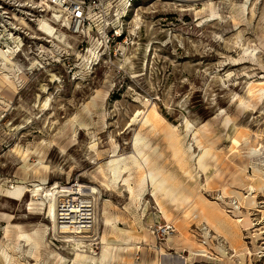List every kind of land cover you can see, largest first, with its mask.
Returning a JSON list of instances; mask_svg holds the SVG:
<instances>
[{
    "label": "rangeland",
    "instance_id": "obj_1",
    "mask_svg": "<svg viewBox=\"0 0 264 264\" xmlns=\"http://www.w3.org/2000/svg\"><path fill=\"white\" fill-rule=\"evenodd\" d=\"M123 1H117V16L114 9L107 12L112 25L76 33L52 10L32 8L31 0H0V47L14 34L17 64L12 70L0 64V77L9 73L17 87L11 93L0 85V264H62L55 252L75 257L53 234L40 253L25 238L17 240L18 229L7 235L15 225L44 235L49 221L41 199L29 192L11 199L4 191L21 181L31 188L44 177L47 186L98 187L97 209L116 218L114 225H100L101 234L112 245L135 247L122 251L125 261L108 264H264V0H134L130 7ZM46 24L66 34L72 48L46 35ZM115 31L121 37L106 43L105 33ZM153 107L165 119L156 133L140 123ZM138 134L150 143L144 149L150 168L181 183L187 177L182 170H191L197 192L240 219L242 255L203 219L199 201L181 203L155 191L158 201L132 162L125 176L134 194L123 181L112 187L106 164L115 151L131 155ZM173 136L186 147V165L174 154ZM204 148L214 154L206 157L205 170L198 165ZM39 161L47 166L41 173L27 168ZM232 191L243 195V203ZM182 221L188 241L179 236ZM166 225L174 232L167 233ZM191 240L204 242L208 255H198Z\"/></svg>",
    "mask_w": 264,
    "mask_h": 264
},
{
    "label": "bare ground",
    "instance_id": "obj_2",
    "mask_svg": "<svg viewBox=\"0 0 264 264\" xmlns=\"http://www.w3.org/2000/svg\"><path fill=\"white\" fill-rule=\"evenodd\" d=\"M52 11H53V17L55 18V20L61 21V15L57 12V10H52ZM62 24H64L65 27L67 26V28L71 27L70 22L67 19H65L64 23ZM43 32L49 37H51L53 40L65 45L68 48H72V46L69 43H67V36L63 32H55L54 29L50 25H47L44 28ZM8 33L11 34V31H9ZM10 37H14V34H11ZM9 50L12 53V48L9 47ZM0 64L6 70H12L11 67L12 66L15 67L17 65L14 62L13 56L11 54H8L2 47H0ZM19 70L21 71L20 68ZM0 85L7 86L11 93L17 92L16 84L14 80L11 78L9 73L2 74V76L0 77ZM45 103H48V102H45ZM91 103H94V100ZM140 115L141 114L139 111L137 115L134 117L133 122H136L137 118ZM164 121L165 119L159 113L157 108L153 107V108H150L145 113V115L140 120V123L143 127H149L152 133L153 132L156 133L160 129H164L163 127L161 128V125L164 123ZM82 125L83 124L80 123V126ZM166 132L168 133V131ZM173 140H174V145L172 146H174V150H175L174 154L180 156V158L182 159L181 162H183V164L185 163L187 164L188 161L186 158H187L188 152H186L185 150L186 147L184 148L181 138L173 136ZM149 147H150V143L147 142V139L141 136L140 134H138L135 136L134 151L131 155L123 156V155H120L117 151L114 152V155L111 156L112 159L106 164L112 187H115V185H118L117 184L118 182L123 181L124 184L128 186L129 188L128 190L132 194H134V189L130 182V176H127V177L125 176V173L130 171L129 165L132 162L133 165H135L141 171L140 183L141 184L142 183L151 184L154 189L152 190V192H154V195L158 201H160L161 199L160 200L158 199V196L155 193V191H158L161 193L165 192L166 194H168L171 200L178 201L181 203H184L191 199H196L195 201H199L201 205L199 212H200V215L202 214L201 216H203V219L206 220L207 223H210L212 228L218 234H220V236L224 237L227 240V242H229V246L232 247V249L236 252V254L242 255L243 251L241 249H240L241 251L238 250L239 247L243 246L242 231L239 225L240 219H236L233 216H230L229 214H226V213L224 214L220 212L219 209H217L215 206L211 205L206 199H204L203 196L199 194L196 190L195 185L197 184V177L196 175H194L195 173L193 174L191 172V170L189 169L182 170L184 171V174L186 173L187 177H186V181L181 183L177 181L172 182L166 177H163L160 173H157L154 167L150 168L151 166L150 155L144 151L145 148H149ZM210 154L214 155L213 151L210 148H208V149H205L203 154H201L199 157L198 165L204 170L207 168L206 157L210 158L209 157ZM139 156L141 157L142 160L139 158ZM24 159H27V154L25 155ZM43 164L44 163L42 161H39L37 164H33V165L28 164L27 168L30 169V171H33L35 173H41V168H47V166H44ZM180 166H183V165L181 164ZM26 172H29V171L27 170ZM176 182L177 184L175 185L174 183ZM25 184H26L25 181H21V182L10 184V186H6L4 190L5 195L11 199H22L25 196V194L29 192L33 194L34 198L36 197L35 199H41L42 205H44L45 217L49 221V224L46 225L43 236L38 230H35L33 234L24 233L21 230V227L16 226V225L6 228V231H7V235L9 236L11 235V232H14L12 228L18 229V231L16 232L17 240H20L23 237L27 241L31 242L33 244V250L35 251V253L36 252L40 253L41 248H42V241L46 239L45 238L46 236H49L51 234H53V238L55 241L68 243L72 247L73 253L75 254V257L73 259H69L61 255L60 253L55 252L53 255L61 259L62 264H108V262L111 260L122 262V261H125V259L122 256V251H124L126 248L128 250L129 249L133 250L135 248V247L115 246L116 244L112 245L108 241V235L106 233L101 234L100 225L105 224V226H110V224H112V220L114 221V219L116 218L115 216H112L108 212V210H106V208H104V210L97 209V205H99V199H100V190L98 189L97 186L85 185V184H81L78 182L72 185H68V186H63L56 182L52 185L47 186V184H49L47 177H44L43 179H41L39 183L34 184L31 188L29 186H26ZM250 188L253 189V186H251ZM232 192L235 193L239 197L240 202L243 203L242 201L243 195L238 191H232ZM75 195H79L86 199L85 201H83V204L87 203L86 204L87 206L88 205L92 206L93 224L91 226V229H88V230L80 229V226L75 223L73 218L69 217L68 212L65 213L68 216H64L65 219L67 218L65 220L66 222L65 224H62L61 223L62 221L58 220L57 206H58L59 201L63 199H68V197L71 198V196L73 197ZM163 197H165V195H163ZM108 203L109 202H107V205ZM162 205H161L160 212L165 218L170 219V216H169L170 214L168 215L167 209ZM96 209L98 211H96ZM187 214L188 215L192 214V211L189 210L188 212H186V216ZM187 228L188 227H187L186 221L180 222V226L178 230L179 236L186 237L188 241V236H190L188 234H191V233H188ZM169 240H171V238ZM191 241H192L191 246H193V244L198 245L199 249L197 251H200L198 255H202V256L203 254L208 255L209 252H208L207 247L204 246L203 244L204 242L199 243L197 241H193V240ZM126 244L129 246L128 242H126ZM98 245H101V247H99ZM99 248H101L100 252L97 251V249ZM190 248H194V247H190ZM217 248L223 254H227L226 249L223 247V245L220 242ZM114 249H115V252H114ZM2 255L6 259L10 258L4 249H2ZM154 264H166V262L156 261L154 262Z\"/></svg>",
    "mask_w": 264,
    "mask_h": 264
},
{
    "label": "built area",
    "instance_id": "obj_3",
    "mask_svg": "<svg viewBox=\"0 0 264 264\" xmlns=\"http://www.w3.org/2000/svg\"><path fill=\"white\" fill-rule=\"evenodd\" d=\"M1 1L6 2V0ZM117 1L118 0H31L33 3L31 7L41 9V11H45L46 9L57 10L61 15V19L64 18L69 20L73 31L78 33L92 24L98 25L100 23L105 27L112 25V20H109L107 12L110 9H114V16H117ZM133 1L134 0H124L123 2L126 3V6L130 7ZM124 3L122 4L124 5ZM105 35L107 36L106 43L108 44L113 37H121V34L116 31L115 34L105 33ZM12 40L13 37H7L4 42L5 44L1 46L8 54H12L9 50V47L12 48L10 45ZM85 200V198L75 195L73 197L71 196V198L68 197V199L59 201L57 206L58 220H61V223L65 224L67 218L65 219L64 216L69 215V217H72L75 223L80 226V229H91L93 224V209L92 206H87V203L83 204ZM67 212L69 213L68 215L65 214ZM165 228L167 233L174 232L172 225H166Z\"/></svg>",
    "mask_w": 264,
    "mask_h": 264
}]
</instances>
